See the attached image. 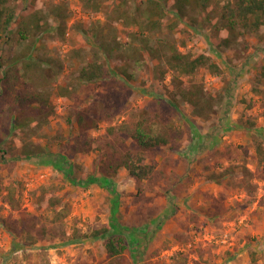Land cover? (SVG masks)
I'll return each mask as SVG.
<instances>
[{
  "label": "rangeland",
  "instance_id": "rangeland-1",
  "mask_svg": "<svg viewBox=\"0 0 264 264\" xmlns=\"http://www.w3.org/2000/svg\"><path fill=\"white\" fill-rule=\"evenodd\" d=\"M162 2L160 28L150 25L155 15L146 0H9L0 6L4 20L15 12L9 32H0V264H114L105 239L92 237L114 221L128 237L123 264H264V163L255 148L264 142V25L255 32L237 27L233 35L213 12L194 6L179 12L177 0ZM33 20L40 28L21 39L23 22ZM170 42L190 58L207 54L220 66L217 73L201 67L180 77L182 88L199 90L198 107L179 95L175 74L155 66ZM92 47L110 75L89 84L79 73ZM7 73L21 78L12 95L1 81ZM119 79L132 95L113 125L149 112L172 141L148 151L156 170L139 186L124 168L112 186L82 185L90 175L101 178L106 141L123 151L133 145L112 139L108 124L91 114L101 107L96 95ZM17 93L40 97L26 107L34 121L23 128L14 127ZM51 198H61L69 212L56 233L78 234L77 241L42 235L52 225Z\"/></svg>",
  "mask_w": 264,
  "mask_h": 264
},
{
  "label": "trees",
  "instance_id": "trees-1",
  "mask_svg": "<svg viewBox=\"0 0 264 264\" xmlns=\"http://www.w3.org/2000/svg\"><path fill=\"white\" fill-rule=\"evenodd\" d=\"M9 0H0L1 10ZM148 7L155 15V19L150 21V25L153 28H160L165 24L166 11L164 10V4L162 0H146ZM186 6H194L203 12H213L218 18V23L223 25L230 34L237 35V27H241L244 30L255 32L261 29L264 25V0H227L220 5L219 0H177V11L181 12ZM0 10V11H1ZM6 12L0 13V32L7 34L10 30L11 20L14 18L15 12H9L4 20ZM212 19V16H207ZM216 23V22H215ZM219 26V25H218ZM38 24H34V20L31 22H23L21 29L19 30L20 38L27 39L35 34L39 29ZM38 31V30H37ZM228 42H231L228 40ZM85 65L81 68L79 73V79L94 84L99 80H103L110 75V70L105 66L101 60V52L98 48L92 47L88 52ZM28 65H34L33 62L28 61ZM157 69L161 70V73L165 75L167 72L175 74L173 81L179 87V95L191 103L193 106L198 107L201 103V95L198 89L189 90L182 88L180 84V77H192L195 75L201 67H206L209 71L217 73L220 70V66L212 61V58L207 54H200L197 57L190 58L183 53L176 43L170 42L165 49L164 57L159 58L155 64ZM165 67V68H163ZM24 76L29 75V70ZM127 74H125L126 76ZM34 76V75H33ZM20 77L17 73H7L1 81L4 82V89L7 90L8 95L14 94L16 91V85L20 82ZM61 86V90H62ZM132 95V90L128 82L118 80L117 82L108 85L104 91L96 95V101L101 105L100 108L92 109L94 119L96 122H104L108 124L107 134L115 141L127 140L131 141L133 145L126 150H119L115 143L106 141V147L101 152V157L98 165V170L102 175L101 178L96 176H89L87 179H80L82 185L92 181H101L102 184L112 186L113 177L122 168L128 170L129 175L135 179L137 186L146 180L150 179L155 170L156 162L149 160L148 151L156 150L162 146H166L172 141V136L169 134L167 126L160 123L157 120H152L149 112H144L139 115H130L121 124L113 125L115 116L124 110L125 104ZM155 95V94H153ZM155 98L164 99L161 95H155ZM16 101L20 105L19 111H14V127L23 128L30 120L34 121V117L27 113L26 107L33 103L40 102V97L35 93L24 94L17 93ZM169 105L178 110V105L172 101L166 99ZM95 108V107H94ZM256 152L258 156L259 165L264 163V142H255ZM90 151L89 148L86 149ZM65 167L69 168L72 173L71 162H67L64 158ZM260 170V168H259ZM261 171V170H260ZM73 175V173H72ZM223 175V174H222ZM221 175V176H222ZM74 178H76L73 175ZM213 177V176H212ZM72 178L74 182L76 179ZM8 203L15 207L10 196L13 195L9 192ZM42 200V199H41ZM47 210L52 211L51 228H46V231L42 235H46L47 231L52 236L61 235L66 239H73L66 236V231L61 230L58 234L56 229H59L58 224L60 221L68 215L67 205L62 203L61 198H51L48 201ZM56 205H61L60 210L55 208ZM2 225L13 232L19 233V226L14 223H8L6 219L2 220ZM116 222H112L111 226H105L101 229H97L92 232V237L105 239V247L108 257L114 264H123L124 255L123 252L128 246V237L125 234L118 231L119 227ZM27 228V226H26ZM22 230V229H21ZM27 236L31 235V230L25 229ZM78 234H75L73 240H78ZM73 240H68L67 243Z\"/></svg>",
  "mask_w": 264,
  "mask_h": 264
}]
</instances>
